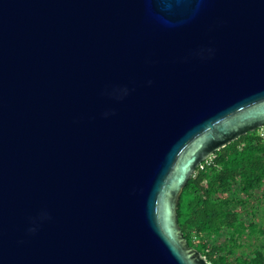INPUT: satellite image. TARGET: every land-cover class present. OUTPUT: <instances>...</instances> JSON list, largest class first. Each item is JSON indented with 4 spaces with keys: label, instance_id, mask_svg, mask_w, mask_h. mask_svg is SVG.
Wrapping results in <instances>:
<instances>
[{
    "label": "water",
    "instance_id": "obj_1",
    "mask_svg": "<svg viewBox=\"0 0 264 264\" xmlns=\"http://www.w3.org/2000/svg\"><path fill=\"white\" fill-rule=\"evenodd\" d=\"M264 127V0H0V264H212L181 195Z\"/></svg>",
    "mask_w": 264,
    "mask_h": 264
},
{
    "label": "trees",
    "instance_id": "obj_2",
    "mask_svg": "<svg viewBox=\"0 0 264 264\" xmlns=\"http://www.w3.org/2000/svg\"><path fill=\"white\" fill-rule=\"evenodd\" d=\"M189 180L178 218L188 244L212 264H264V136L215 152Z\"/></svg>",
    "mask_w": 264,
    "mask_h": 264
},
{
    "label": "built area",
    "instance_id": "obj_3",
    "mask_svg": "<svg viewBox=\"0 0 264 264\" xmlns=\"http://www.w3.org/2000/svg\"><path fill=\"white\" fill-rule=\"evenodd\" d=\"M260 133H261V135L264 136V127L260 129ZM209 159H210V158H209ZM209 159H208V160H209ZM205 162H206V161H205ZM201 167H203V165H201Z\"/></svg>",
    "mask_w": 264,
    "mask_h": 264
}]
</instances>
